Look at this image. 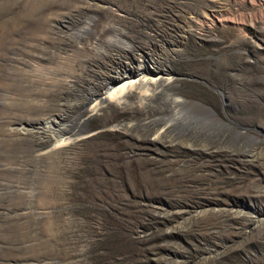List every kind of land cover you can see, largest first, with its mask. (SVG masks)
Listing matches in <instances>:
<instances>
[{
    "label": "rangeland",
    "instance_id": "1",
    "mask_svg": "<svg viewBox=\"0 0 264 264\" xmlns=\"http://www.w3.org/2000/svg\"><path fill=\"white\" fill-rule=\"evenodd\" d=\"M0 264H264V0H0Z\"/></svg>",
    "mask_w": 264,
    "mask_h": 264
},
{
    "label": "bare ground",
    "instance_id": "2",
    "mask_svg": "<svg viewBox=\"0 0 264 264\" xmlns=\"http://www.w3.org/2000/svg\"><path fill=\"white\" fill-rule=\"evenodd\" d=\"M142 72L143 73L134 74L131 71L125 70L123 76L119 77L118 80H114L112 82V85L107 89V92H105L104 94L105 96L103 95V97H101V100L102 98L108 102L112 100H116L120 103L124 97H126L130 92L133 91V89H139V88L143 89L142 86L144 84L145 85L148 84V86L149 85L157 86L159 83L166 84L168 83V81H170L168 78L162 75L146 76L145 71L143 70ZM59 144L60 141L56 140V145L58 146Z\"/></svg>",
    "mask_w": 264,
    "mask_h": 264
}]
</instances>
